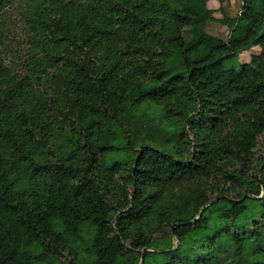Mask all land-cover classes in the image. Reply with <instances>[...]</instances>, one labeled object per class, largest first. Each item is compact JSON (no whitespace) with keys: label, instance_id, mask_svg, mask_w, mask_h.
<instances>
[{"label":"trees","instance_id":"obj_1","mask_svg":"<svg viewBox=\"0 0 264 264\" xmlns=\"http://www.w3.org/2000/svg\"><path fill=\"white\" fill-rule=\"evenodd\" d=\"M22 1L56 53L35 86L5 66L0 32V264L60 248L70 264H264V162L254 184L229 172L264 135V0L222 19L209 0ZM213 22L226 40L207 33ZM247 200L260 210L233 232ZM82 232L87 256L71 246Z\"/></svg>","mask_w":264,"mask_h":264},{"label":"rangeland","instance_id":"obj_2","mask_svg":"<svg viewBox=\"0 0 264 264\" xmlns=\"http://www.w3.org/2000/svg\"><path fill=\"white\" fill-rule=\"evenodd\" d=\"M33 4V1L24 2L22 0H12L10 8L6 9V13L1 17L0 32L8 37V39H5L7 48L4 49L3 53L5 66L20 78L26 79L27 82L33 83L35 86H40L43 76L39 70L42 69L43 58L46 55H54L56 52L50 46L51 42L49 39H51V36L46 31H39L36 28L37 25L33 21L35 18V5ZM218 7L215 13L217 18L222 19L225 15L237 16L240 10V0H228L224 6ZM206 31L208 34L217 35L223 40H226L228 37V30L219 22L209 24ZM259 51V48H253L249 52L242 53L235 61V64L240 65L250 62L252 55L259 54ZM119 157L120 153H108L106 156V165L111 166ZM261 162H264V135L258 138L257 145L252 149L250 155H247V157L242 155L232 160L229 165V172L240 174L246 182L254 184L251 175L254 172V167ZM235 190V192L228 195L232 199H237V193L238 195H242L244 192L243 188H235ZM183 196L184 191H181L180 188H175L164 195V201L172 205L180 204L184 201ZM210 196L215 198L216 194L212 193ZM245 205L247 206L246 212L236 221L229 223L230 227L232 226L233 232H242L244 229H247L249 222L255 217L256 212L260 210V204L257 201L247 200ZM223 207L224 203H214L208 212L214 217ZM220 226L223 227L222 224H219L213 231H218ZM164 230L169 232L170 228L166 225L164 226ZM89 235L86 232H82L81 240L73 244L71 243L73 250L77 251L79 255H88ZM157 236L158 234L153 235L154 238ZM127 246L129 247L128 243ZM153 247L157 252L163 250L169 251L168 246L163 242H156L153 244ZM71 261L76 263L75 255L68 249L60 248L59 250L51 249L49 255L45 257L44 263L39 264H70Z\"/></svg>","mask_w":264,"mask_h":264},{"label":"crops","instance_id":"obj_3","mask_svg":"<svg viewBox=\"0 0 264 264\" xmlns=\"http://www.w3.org/2000/svg\"><path fill=\"white\" fill-rule=\"evenodd\" d=\"M228 0H225L222 4H220L217 0H209L208 2H207V6L210 8V9H212L213 11H214V14H213V16L216 18V19H220V18H217L216 17V15H215V13H216V8L219 6H224L225 4H226V2H227ZM218 7V8H219ZM225 13V12H224ZM227 14V13H226ZM225 16H228V17H235V15H233V16H229V15H225ZM211 24V23H210ZM207 29V28H206ZM226 29H227V27H226ZM228 30V29H227ZM214 36H217V35H214ZM255 48H258V47H255ZM253 50V49H252ZM251 51V50H250ZM249 52V51H248Z\"/></svg>","mask_w":264,"mask_h":264}]
</instances>
